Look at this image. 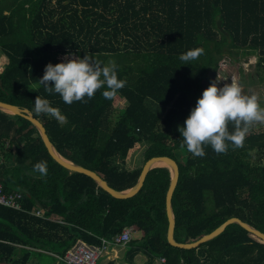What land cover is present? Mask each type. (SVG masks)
Instances as JSON below:
<instances>
[{
    "label": "trees",
    "instance_id": "16d2710c",
    "mask_svg": "<svg viewBox=\"0 0 264 264\" xmlns=\"http://www.w3.org/2000/svg\"><path fill=\"white\" fill-rule=\"evenodd\" d=\"M197 47L202 54L182 64L180 54ZM69 51L115 61L124 86L109 98L101 88L71 104L45 92L39 82L45 65ZM248 56L264 80V0H0V100L27 109L62 157L95 171L116 191L136 184L142 167L129 169L127 160L140 145L143 162L175 160L176 242L197 240L231 217L264 233V129L251 124L240 146L229 142L223 153L205 146L202 157L186 149L178 130L208 72L222 58ZM36 96L47 97L66 121L35 113ZM116 96L125 102L117 111ZM227 128L234 131L233 123ZM40 161L47 162L43 177L33 172ZM170 180V170L156 166L134 195L114 197L92 177L59 164L29 119L0 110L1 189L22 196V209L0 204V264H29L34 256L65 264L62 257L77 239L100 244L125 227L141 235L124 245L128 264L138 253L145 264L161 258L159 264H264V240L236 222L197 247L171 245Z\"/></svg>",
    "mask_w": 264,
    "mask_h": 264
},
{
    "label": "clouds",
    "instance_id": "9594fccd",
    "mask_svg": "<svg viewBox=\"0 0 264 264\" xmlns=\"http://www.w3.org/2000/svg\"><path fill=\"white\" fill-rule=\"evenodd\" d=\"M202 52L200 47L187 50L179 59L185 62L182 64H190L188 62L197 59ZM117 67L115 61L103 64L87 52L80 56L69 51L60 61L45 65L39 82L45 92L58 94L65 104L91 99L101 88L105 98H109L125 84L118 78ZM220 80L218 75L211 80L197 97L183 124L178 126L183 145L193 156H204L205 146H210L216 153L225 152L229 142L238 147L253 122H264V106L259 103L257 94H245L236 80L223 84ZM33 111L50 115L61 123L66 121L47 97L36 96ZM228 122L233 123L234 131L229 132ZM33 172L45 176L47 162L35 163Z\"/></svg>",
    "mask_w": 264,
    "mask_h": 264
},
{
    "label": "water",
    "instance_id": "95a60500",
    "mask_svg": "<svg viewBox=\"0 0 264 264\" xmlns=\"http://www.w3.org/2000/svg\"><path fill=\"white\" fill-rule=\"evenodd\" d=\"M216 24H217V28L223 34H225V36L227 38H229V33L222 27L220 19L217 20ZM215 76H216L215 70H210L208 72L207 78H204L201 81L202 90L207 87L208 83H210L211 80L214 79ZM201 93H202V91H201ZM0 110L15 114V115H20V116H23V117L29 119L39 130L41 138H42L44 145L46 146L48 152L59 164H61L63 167H65L66 169H68L70 171L81 172V173H84V174L92 177L104 190H106L111 195H113L114 197H117V198H126V197H130V196L134 195L141 188L148 170H150L151 168L154 167V165H152V164L156 160L162 161L164 163V165L169 168L170 173H171V180H170V184H169L168 190L166 192V198H165V200H166V212H167V217H168L167 240L171 245L181 247V248L197 247L202 242H205V241L213 238L214 236L218 235L219 233H221L223 231V229L226 227V225L231 223V222H236V223L240 224L242 227L253 232L254 234H256L257 236H259L260 238H262L264 240V233H262L259 230L251 227L250 225L241 221L237 217H231V218L225 220L222 224H220L218 227H216L211 232L202 235L197 240H194L191 242H176L174 240V237H173L174 219H173V213H172V209H171V197H172L173 190L176 186V183L178 180V173H179L178 166H177L175 160H173L172 158H170L168 156H153V157L149 158L142 165L140 175H139V178H138L136 184L127 190L116 191L113 188H111L107 184V182L103 178H101V176L98 175L95 171L90 170V169L83 167L81 165L75 164V163L71 162L70 160H67L64 157H62L52 146L42 123L40 121H38L36 118H34L27 111V109H22V108H19L18 106H15L13 104H10V103H7V102L0 100Z\"/></svg>",
    "mask_w": 264,
    "mask_h": 264
},
{
    "label": "rangeland",
    "instance_id": "374dc122",
    "mask_svg": "<svg viewBox=\"0 0 264 264\" xmlns=\"http://www.w3.org/2000/svg\"><path fill=\"white\" fill-rule=\"evenodd\" d=\"M63 58V55L59 56V59L61 60ZM1 59V58H0ZM110 62V61H109ZM255 57L254 56H248L247 59L241 58L238 61H234V59L230 58H222L218 63V68L216 70V76L217 75L221 78L220 83L223 84L225 82H230V80H236L238 81L242 86V91L245 94H252L255 93L258 96L259 103L264 106V80H260L256 76V68L254 66ZM214 77V78H215ZM115 110H121L125 106L124 99L122 97L116 96L114 98L113 102ZM12 114V113H10ZM252 127L255 130H263L264 129V122H253ZM144 154H143V146L140 145L139 148L134 150L128 160H127V167L129 169L131 168H137L142 167L144 164ZM156 166H165L161 163V165H154ZM166 167V166H165ZM168 168V167H167ZM169 169V168H168ZM140 233L138 231H133L131 233V238H140ZM113 249H116L118 252V263L117 264H128L125 260L124 256V246H111L103 252L102 256L98 260V264L103 261L107 260L106 255L107 253ZM146 257L142 255L141 253H138L135 255L133 264H145ZM160 260L154 261L153 264H159ZM2 264H8V263H2Z\"/></svg>",
    "mask_w": 264,
    "mask_h": 264
},
{
    "label": "built area",
    "instance_id": "2783aa9c",
    "mask_svg": "<svg viewBox=\"0 0 264 264\" xmlns=\"http://www.w3.org/2000/svg\"><path fill=\"white\" fill-rule=\"evenodd\" d=\"M20 192H4L0 185V204L14 208L22 209ZM35 214L40 215L39 211ZM133 227H125L121 232L110 238H101L100 244H90L82 239H77L65 252L62 260L65 264H98L99 258L103 252L111 246H124L130 239ZM164 261V258L160 259Z\"/></svg>",
    "mask_w": 264,
    "mask_h": 264
},
{
    "label": "crops",
    "instance_id": "0c3cea01",
    "mask_svg": "<svg viewBox=\"0 0 264 264\" xmlns=\"http://www.w3.org/2000/svg\"><path fill=\"white\" fill-rule=\"evenodd\" d=\"M105 257L107 260H103L99 264H104V263H107L108 261H113L114 264L118 263V260H117L118 252L116 249L112 248V250H110ZM29 264H44V263H42L37 256H34L31 258V261ZM45 264H47V263H45ZM51 264H61V263H60V261L57 260Z\"/></svg>",
    "mask_w": 264,
    "mask_h": 264
},
{
    "label": "bare ground",
    "instance_id": "6f19581e",
    "mask_svg": "<svg viewBox=\"0 0 264 264\" xmlns=\"http://www.w3.org/2000/svg\"><path fill=\"white\" fill-rule=\"evenodd\" d=\"M161 163L164 164L162 161L156 160L152 165H161Z\"/></svg>",
    "mask_w": 264,
    "mask_h": 264
}]
</instances>
